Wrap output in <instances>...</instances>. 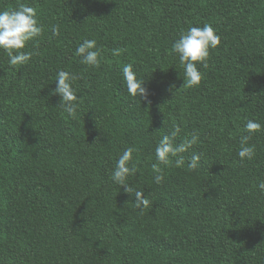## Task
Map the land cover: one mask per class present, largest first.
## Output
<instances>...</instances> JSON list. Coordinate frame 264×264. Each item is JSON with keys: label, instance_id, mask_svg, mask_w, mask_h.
Listing matches in <instances>:
<instances>
[{"label": "trees", "instance_id": "16d2710c", "mask_svg": "<svg viewBox=\"0 0 264 264\" xmlns=\"http://www.w3.org/2000/svg\"><path fill=\"white\" fill-rule=\"evenodd\" d=\"M20 3L37 7L45 32L26 46L39 53L27 65L10 66L0 50V264H264V132L250 141L251 162L237 156L246 121L264 124V0H0V9ZM205 23L221 42L188 88L171 45ZM93 38L101 65L86 68L75 49ZM128 63L146 99L127 94ZM59 70L83 76L75 119L50 94ZM173 123L176 143L199 132L182 155L201 162L161 165L157 185L154 149ZM128 146L139 149L129 183L151 202L142 213L110 179Z\"/></svg>", "mask_w": 264, "mask_h": 264}, {"label": "clouds", "instance_id": "9594fccd", "mask_svg": "<svg viewBox=\"0 0 264 264\" xmlns=\"http://www.w3.org/2000/svg\"><path fill=\"white\" fill-rule=\"evenodd\" d=\"M75 2V0H74ZM52 36L60 34V25L50 26ZM45 32L44 25L38 19V9L28 3H20L15 8L0 9V50L8 57V64L12 67L27 65L36 51H26L30 42H37ZM221 42V37L216 29L208 23L203 26H192L186 31H181L179 36L171 45L172 53L178 58L179 64L184 69V83L188 88L198 87L203 80V73L197 65L207 68L210 52L216 49ZM103 48L98 47L96 39H83L75 49V55L79 58L80 64L86 68H99L102 60ZM122 49L112 50L113 56H119ZM123 85L131 98H147L148 92L144 86V79L138 77L132 63L125 64L122 68ZM83 79L82 74L77 75L71 71L59 70L55 77L56 87L50 93L58 95L61 100L59 107L66 118L75 119L81 105V98L77 95L75 82ZM183 83V84H184ZM174 87L170 86L171 88ZM181 132V125L173 123L169 135H163L154 149L155 163L152 164L153 182L159 185L164 180V172L161 165L176 167H187L188 170H196L201 162L202 153L192 152L186 163L182 154L189 152L194 145L200 142V134L194 131L190 136L184 137L182 142L176 143V138ZM264 132V124L248 119L244 124L242 133L239 136V151L237 156L239 162H251L256 156V145L250 143L253 136ZM139 149L135 146L126 147L118 155L113 168L111 169V181L124 189L125 193L133 194L135 197L134 207L141 213L144 208L150 206V200L144 192L129 183L139 171L134 154ZM256 187L261 195H264V180H261Z\"/></svg>", "mask_w": 264, "mask_h": 264}]
</instances>
